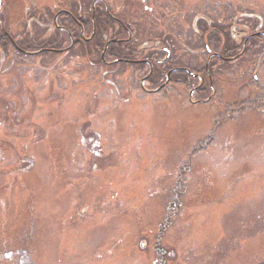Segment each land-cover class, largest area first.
<instances>
[{
    "label": "rangeland",
    "instance_id": "1",
    "mask_svg": "<svg viewBox=\"0 0 264 264\" xmlns=\"http://www.w3.org/2000/svg\"><path fill=\"white\" fill-rule=\"evenodd\" d=\"M94 1L0 0V41L70 47L56 29L74 26L56 14L88 21ZM103 1L136 45L171 49L174 67H204L201 17L264 29V0ZM103 1L97 45L124 37ZM87 50L57 60L0 48V264L264 263L263 48L218 70L206 105L192 85L148 94L149 68L93 67Z\"/></svg>",
    "mask_w": 264,
    "mask_h": 264
},
{
    "label": "flooded vegetation",
    "instance_id": "2",
    "mask_svg": "<svg viewBox=\"0 0 264 264\" xmlns=\"http://www.w3.org/2000/svg\"><path fill=\"white\" fill-rule=\"evenodd\" d=\"M97 4L98 3H96V5L94 6V9L92 6V10H91L92 14L96 13V10L98 7ZM106 7L107 6L105 5L104 6L105 12L109 15V17L115 20L120 25L122 30L125 29V31L129 35V33H131V30L127 29L124 23L119 18L113 16L111 12L108 10V7L107 9ZM67 15L70 17V20L72 21V25L74 26L72 30L74 31L75 27L77 26L79 28L80 38L86 41L87 39V36L85 33L86 29L83 23H81L80 20H78L72 13L68 12ZM200 21L201 23L199 24V27L203 32L202 45L199 48L201 49L200 55H204V54L207 55L206 56L207 59L204 64V67H202L201 69H194L191 67L188 68L187 66H182V67L171 66V64L175 63V60H174L175 58L172 59L171 50L165 47L161 48V52L166 54V56L164 57V59H156L155 63H157L158 65H162V66L166 65L168 69L165 72L164 80L162 82H160L161 80L157 81L156 82L157 84H152V81H151V78L154 74V65L151 61L143 59L142 61H147V63H134L139 60L122 57L121 59H118L120 60V64L126 67H137L140 65H144L146 66V68H149V71L146 73V75H144L142 80L149 74L151 67H152L153 72L144 83L150 86L156 85V88L146 89L143 85L144 83L141 84V88L148 94H159L163 92L164 90H166L173 83L181 84L182 86L192 85L189 94L191 98L193 97L196 98V100L193 101V104L195 105L205 104L206 105L210 103L217 96V91H214V87H215L214 78L216 75L215 73L218 72V70H225V68L228 69L236 61L242 60L249 46L253 43L258 44L259 47L263 48L262 52L264 54V29H261L258 31H255V30L250 31V29H248L245 23L242 21L241 22L237 21L234 18V15L231 16V18H229L227 22H225L227 24H225L224 22H220V21H218L219 24L210 23L207 17H201ZM64 29L63 31H66L68 33L69 39L71 40V44H73L74 46V44L76 43V38L73 32L68 29H65V30ZM131 36L129 35V38L126 40H123V39L118 40V41L115 40L116 42H119L120 45H122L121 53L124 52L123 45L126 44L127 41L131 39ZM238 39L242 40V44H241V50L236 52V50L239 48L238 42H237ZM105 63L108 64V62H105ZM223 64H229V65L223 66ZM171 71L172 73L169 77V82L166 83L167 74ZM254 79L257 80V76H255ZM162 86L164 87L162 88ZM158 89L159 91L156 92V90ZM250 106H253V105L251 104L249 106L242 107L241 109H237L235 105H233L231 108H228L225 111L226 113L224 112L225 116L219 119L215 123L216 124L215 128H217L219 124L232 121L236 115H240L244 113L245 111L249 109ZM213 141H214V137L213 135H211L208 137L206 143L211 144L213 143Z\"/></svg>",
    "mask_w": 264,
    "mask_h": 264
},
{
    "label": "trees",
    "instance_id": "3",
    "mask_svg": "<svg viewBox=\"0 0 264 264\" xmlns=\"http://www.w3.org/2000/svg\"><path fill=\"white\" fill-rule=\"evenodd\" d=\"M105 14L107 15L105 19H106L107 22H109V24H114L115 26H116V24L118 25V29H116L115 26H113L115 31H116V33L118 31L117 36H121L122 34L124 36L123 38L118 37V39H113V40H117L118 41V40H121V39H123V40L128 39L129 35L125 31V29L122 30L120 25L115 20L110 18L109 15L106 12H105ZM74 16L77 19H79V20L81 19V18H78L76 15H74ZM62 19H65L66 22L72 24V21L70 20V17L67 14H61L59 16L58 20L61 22ZM101 21H102V19H101L98 7H97V10H96V13L92 14V12H91L90 19L88 21L87 20L84 21L82 19L80 20V22L83 23V25L85 26L86 34L89 32L90 36L93 35V30H94V25H95V34L93 35V37L89 41L82 40L80 38V34H78V36H76L74 34L75 30L73 31L72 29L68 28L69 27V25H68L67 29L72 31L74 36H75V38H76V43L71 48L69 46L64 48V47H62V45L58 46V47L50 46V45H52L55 42V41H51V40H47L46 44H44V45H42V43H40V42L39 43H34L32 41H27L26 43L21 44V42L16 41V39L13 38L10 34L9 35L5 34L2 37V39L0 41V48H2L5 45V43H7V41H8V43H10L13 46V48L18 52V54H20V56H22L24 58L41 57L43 55H47V56H50V57H56L57 60H58L60 57H63V56H71L72 51L76 47L82 46V49L83 48H87L88 49L85 54L88 55L87 61H88V63L91 66L94 67L96 65V66H102V67H105V68L109 67V68H112V69H113V67L114 68H118V71H119L118 74H119L121 72V70H119V68L121 66L120 63L109 65V64L105 63L101 59V54H102V52L104 51V48H105V45H103L102 42H101V44L97 45V41H99L100 36H102V34H103V30L101 29V23H102ZM121 21L124 23L126 28L129 29V27L125 24V22L123 20H121ZM61 25H62V27L66 28V25L65 26H64V24H61ZM103 26H105V25L103 24ZM75 28L78 29V33H79V28L77 26ZM88 30H90V31H88ZM56 33H57L56 42L61 39L62 35L63 36L65 35L67 37V39L70 40L69 39V35H68V33L66 31L63 32V30H59L57 28L56 29ZM58 35H60V38H59ZM133 39H134V37L131 36V39L128 40L127 43L123 45V47H124V52L123 53H121L122 45H120L119 42H115V43L111 44L108 47V50H107L106 55H105L106 61L107 62L108 61H114V60L121 59L122 57L138 60L140 58L137 57V56H142V55H144L146 53L149 57H144L143 56L142 58L146 59V60H149V61H151L153 63V65H154V74H153V76L151 78V81H152V84H157L156 82L160 80V78L162 77V73L165 72L168 69L166 65L162 66V65H158L157 63H155V60L156 59H161L162 56L164 55V53L161 52V49H159L158 47H155V46L154 47L142 48V47H140V45H136ZM19 49L22 50V51H25V52H34V53H36V52H38L40 50H43V52L40 53V54H35V55H27V54L23 53L22 51H20ZM115 50H117V51H115ZM236 52H238V49L236 50ZM171 54H172V59H174L175 56H174V53H173L172 50H171ZM145 67L146 66H144V65H140V66H137L136 68H141L142 69V68H145ZM187 67L190 68L189 66H187ZM260 264H264V263H260Z\"/></svg>",
    "mask_w": 264,
    "mask_h": 264
},
{
    "label": "water",
    "instance_id": "4",
    "mask_svg": "<svg viewBox=\"0 0 264 264\" xmlns=\"http://www.w3.org/2000/svg\"><path fill=\"white\" fill-rule=\"evenodd\" d=\"M97 1L98 0H96L95 2H94V4H93V9H94V6H95V4L97 3ZM0 7H1V3H0ZM106 9H107V7H106ZM62 13H66L65 11H61V12H59L56 16H55V23L57 24V19H58V17L62 14ZM94 19V18H93ZM60 29H62V28H60ZM95 34V25H94V30H93V35ZM92 38V37H91ZM90 38V39H91ZM90 39H86V41H89ZM114 42H116L115 40H110L109 42H107V44L105 45V50L103 51V53L101 54V59L104 61V62H107L106 61V59H105V54H106V51H107V48L109 47V45H111L112 43H114ZM73 46V44H71V46L70 47H72ZM43 52V50H41V51H38V52H36V53H28V54H30V55H35V54H40V53H42ZM243 52H244V50H243ZM120 62V60H114L113 62H111L110 64H117V63H119ZM134 63H147V61H136V62H134ZM152 72H153V70H152V67H151V70H150V72H149V74L141 81V84H143L149 77H150V75L152 74ZM171 73H172V71L171 72H169L168 74H167V81H166V83H168L169 82V77H170V75H171ZM165 83V84H166ZM143 86V85H142ZM164 86H162V88H163ZM157 91H159V89L158 90H156V92ZM191 95H192V93H191Z\"/></svg>",
    "mask_w": 264,
    "mask_h": 264
}]
</instances>
